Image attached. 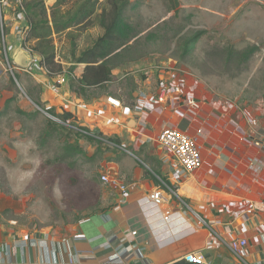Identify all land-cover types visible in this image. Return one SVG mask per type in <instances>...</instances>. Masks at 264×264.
Masks as SVG:
<instances>
[{"label":"crops","instance_id":"0c3cea01","mask_svg":"<svg viewBox=\"0 0 264 264\" xmlns=\"http://www.w3.org/2000/svg\"><path fill=\"white\" fill-rule=\"evenodd\" d=\"M49 1L47 5L53 6L57 0ZM19 13L14 0L0 9L1 46L9 58L21 52L20 31L30 26L27 13L24 18ZM69 64L73 70L58 79L45 71L36 78L43 87L41 99L56 111L63 107L76 114L74 94L87 113L94 112L83 118L108 137L105 143L112 149L102 163V174L126 184L128 191L123 194L107 185L105 203L101 200L63 237L33 238L9 225L0 226V264H101L112 250L105 246L112 234H117L115 245L133 239L144 253L125 264H169L193 251L204 254V264H245L199 216L224 238H246L245 262L264 264V207L251 208L253 202L264 206V104L215 100L191 79L175 74H160L166 80L161 86L151 74L143 81L134 77L128 98L115 91L89 99L76 93L69 82L83 73L85 64ZM121 72L113 69V77L123 79ZM62 78L65 81L58 84ZM175 85L181 86L182 94L175 92ZM141 93L148 98L139 114ZM114 95L122 108L107 103V97ZM160 95L163 103L157 98ZM191 96L203 101L201 109H189L186 101ZM166 127L192 135L201 151V167L186 178L173 171L170 153L158 144ZM158 189L163 200L157 204L150 194ZM181 200L189 202L193 211ZM135 229L137 237L131 236Z\"/></svg>","mask_w":264,"mask_h":264},{"label":"rangeland","instance_id":"374dc122","mask_svg":"<svg viewBox=\"0 0 264 264\" xmlns=\"http://www.w3.org/2000/svg\"><path fill=\"white\" fill-rule=\"evenodd\" d=\"M43 2L52 7L49 0ZM101 12L98 6L89 25L52 35L65 74L74 68L69 63L105 33ZM123 15L127 26L122 25L121 39L103 60L124 77L87 89V98L115 91L128 98L134 77L143 81L151 74L161 86L166 80L160 74H175L191 79L215 100L264 104V0H129ZM0 59V226L33 238L63 237L101 200L105 203L102 163L112 149L69 130L48 136V117L60 119L45 111L50 106L42 101L43 87L36 79L43 70L32 74L14 64L10 71L2 46ZM71 96L79 111L70 120L108 138L88 125L85 118L94 112L87 113ZM61 109L57 112H66Z\"/></svg>","mask_w":264,"mask_h":264},{"label":"trees","instance_id":"16d2710c","mask_svg":"<svg viewBox=\"0 0 264 264\" xmlns=\"http://www.w3.org/2000/svg\"><path fill=\"white\" fill-rule=\"evenodd\" d=\"M128 2L129 0H107L106 2L100 0H57L50 8L49 15L43 0H24L23 7L30 24L27 41L35 42V44L32 43L33 49L42 57L41 62L50 75L63 74V64L56 60V54L53 51L52 35L72 27L89 25L99 6L102 9L99 15V25L105 29V33L99 36L92 46L79 54L76 62L85 64V68L79 77L72 80L73 90L80 95H86L87 89L104 87L112 80L113 68L103 59L111 53L113 48L111 46L122 37L120 34L124 21L123 10ZM200 35V32L197 33L190 43H194ZM12 100L13 98H10L7 101ZM35 103L41 106L39 101H35ZM45 111L60 119L58 121L48 117V124L51 128L47 131L48 136H53L54 131L57 130H69L81 137H86L89 141L105 143L101 135L71 121L73 114L70 112L59 113L53 107L45 108Z\"/></svg>","mask_w":264,"mask_h":264},{"label":"built area","instance_id":"2783aa9c","mask_svg":"<svg viewBox=\"0 0 264 264\" xmlns=\"http://www.w3.org/2000/svg\"><path fill=\"white\" fill-rule=\"evenodd\" d=\"M11 0H0V9L2 6L6 5ZM17 4V6L20 8V15L22 18L25 17L26 11L23 7L24 0H14ZM30 32V26H26L21 29L19 34V39L23 41L24 48L28 50L31 53V64L28 66V68L25 69V71L30 72L32 74H35L38 70H46L43 66L41 60L42 57L35 52L33 49V46L30 45V42L27 41L28 34ZM10 58L6 55L7 64L9 66L10 71L15 70V65L9 60ZM2 66V61L0 59V67ZM49 73V72H48ZM60 76V75H59ZM59 78V77H58ZM65 79H61L58 82L62 83ZM175 92L177 94H182V88L179 85H175ZM148 98V95L146 93L140 94V103L139 106L136 108L137 113H141V110L143 109V105L145 104L146 99ZM160 102H164V96H158L157 97ZM187 105L190 110L197 111L201 109L203 101L200 98L196 97H190L187 99ZM107 103L117 107L122 108L123 104L120 99H118L115 96H108L107 97ZM60 121V120H59ZM257 122H253V124H256ZM158 144L165 148L170 153V166L175 171L179 177L186 178L190 174L194 173L196 170H198L202 165V154L199 149L198 144L196 143V140L192 135L185 131H181L174 128L166 127L161 130L158 136ZM101 180L103 183L113 186L115 188H118L123 194H125L128 191V186L122 182H120L118 179L113 178L110 176L109 173H105L101 175ZM171 190V189H170ZM173 193L174 191L171 190ZM150 198L152 201L156 202L157 204L160 203L163 200V193L161 189H158L150 194ZM183 205L187 209H192V206L189 204V202L185 200H181ZM264 207L262 203L253 202L252 203V210L254 209H260ZM199 216V215H198ZM165 219L169 218V215H166L164 217ZM200 220L203 222V225L207 227V229L210 230V232L218 237L219 241L228 247L237 260H239L242 263H245V257L249 253L248 249V241L246 238H240L236 237L233 239H227L219 235L212 225H210L205 220L203 221L202 218L199 216ZM139 234L138 230H132L131 236L137 237ZM43 238H48V236H42ZM39 238V237H38ZM117 239V234H112L105 246L106 248L112 249L109 253V255L104 259V261L101 262V264H125L129 260L134 258H140L143 256L142 249L140 248L139 244L132 240H128L125 242H120L118 245H115V240ZM142 252V253H141ZM184 258H187L190 262H194L197 264H204V254L201 251H193L188 253Z\"/></svg>","mask_w":264,"mask_h":264},{"label":"water","instance_id":"95a60500","mask_svg":"<svg viewBox=\"0 0 264 264\" xmlns=\"http://www.w3.org/2000/svg\"><path fill=\"white\" fill-rule=\"evenodd\" d=\"M18 50L21 51L18 54V56L16 58L10 56V60L14 61L16 65H18L19 67L26 69L31 64V53L24 48L23 41L21 39H19ZM169 264H197V263L190 262L187 258L183 257Z\"/></svg>","mask_w":264,"mask_h":264}]
</instances>
